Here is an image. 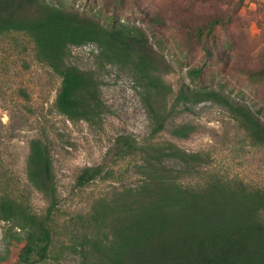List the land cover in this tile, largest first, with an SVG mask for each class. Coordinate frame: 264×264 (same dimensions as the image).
Returning <instances> with one entry per match:
<instances>
[{
    "label": "rangeland",
    "instance_id": "obj_1",
    "mask_svg": "<svg viewBox=\"0 0 264 264\" xmlns=\"http://www.w3.org/2000/svg\"><path fill=\"white\" fill-rule=\"evenodd\" d=\"M42 1L88 14L103 26L117 21L139 26L147 35L154 31L157 76L164 85L155 88L128 53L110 52L95 40L67 46L56 69L37 54L25 34L0 36V121L6 126L0 127V172L18 182L34 210L42 213L49 203L27 178L30 137L38 132L48 135L59 215L68 222L106 204H118L126 187L140 180V164L125 162L116 179H98L86 187L78 186L79 175L99 165L118 136L141 144L152 139L156 114L170 111V126L157 141L171 142L178 149L166 164L186 184L219 177L264 189V146L250 140L226 105L195 95L188 75L192 68L201 69V78L210 87L224 84L253 110L264 107V0ZM152 17L164 25L150 26ZM69 68L88 80L78 94L80 115L75 119L54 107L60 71ZM182 87L187 96L178 100ZM21 117H26L25 125ZM179 127H186V135L174 133ZM61 242L72 244L70 236ZM5 253L0 240V254ZM84 257L79 248L64 253L60 262L38 264H82Z\"/></svg>",
    "mask_w": 264,
    "mask_h": 264
},
{
    "label": "trees",
    "instance_id": "obj_2",
    "mask_svg": "<svg viewBox=\"0 0 264 264\" xmlns=\"http://www.w3.org/2000/svg\"><path fill=\"white\" fill-rule=\"evenodd\" d=\"M149 24L156 28L164 21L152 17ZM11 33L28 36L37 54L56 69L67 46L98 41L110 52L128 53L155 88L164 85L157 76L154 31L147 35L139 26L117 21L103 26L88 14L42 0H0V36ZM60 74L54 107L60 115L75 119L80 115L77 97L88 80L76 68ZM188 75L195 95L226 105L250 140L264 146V107L253 110L224 84L210 87L201 78V69L192 68ZM186 96L182 87L177 99ZM171 113L156 114L151 136L155 141L141 144L133 137L118 136L104 160L79 175L78 186L86 187L98 179H116L125 162L134 161L142 170L140 180L126 187L118 204H106L68 222L59 215L48 135L38 132L30 137L27 178L49 206L42 213L34 210L18 182L0 172V223L4 224L0 240L6 250L0 254V264L60 262L64 253L79 248L85 253L82 264H264V189L219 177L186 184L166 164L178 149L171 142L157 141L168 130ZM20 120L27 123L26 117ZM0 127H6L2 121ZM179 128L174 133L186 135V127ZM64 236H70L72 244L61 242Z\"/></svg>",
    "mask_w": 264,
    "mask_h": 264
}]
</instances>
